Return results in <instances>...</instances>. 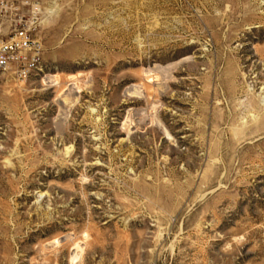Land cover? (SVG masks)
Returning <instances> with one entry per match:
<instances>
[{
    "label": "rangeland",
    "instance_id": "rangeland-1",
    "mask_svg": "<svg viewBox=\"0 0 264 264\" xmlns=\"http://www.w3.org/2000/svg\"><path fill=\"white\" fill-rule=\"evenodd\" d=\"M9 1L0 264H264V0Z\"/></svg>",
    "mask_w": 264,
    "mask_h": 264
},
{
    "label": "built area",
    "instance_id": "built-area-1",
    "mask_svg": "<svg viewBox=\"0 0 264 264\" xmlns=\"http://www.w3.org/2000/svg\"><path fill=\"white\" fill-rule=\"evenodd\" d=\"M22 7L0 0V71L12 72L21 79L44 70L42 44L25 28Z\"/></svg>",
    "mask_w": 264,
    "mask_h": 264
},
{
    "label": "bare ground",
    "instance_id": "bare-ground-1",
    "mask_svg": "<svg viewBox=\"0 0 264 264\" xmlns=\"http://www.w3.org/2000/svg\"><path fill=\"white\" fill-rule=\"evenodd\" d=\"M167 70V69H166ZM153 71V70H152ZM76 255H78L77 254V249L75 248L74 249V252H73V254H72V260L76 257Z\"/></svg>",
    "mask_w": 264,
    "mask_h": 264
}]
</instances>
